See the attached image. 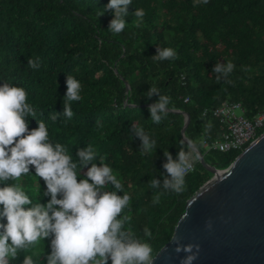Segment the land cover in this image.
<instances>
[{
  "label": "trees",
  "instance_id": "trees-1",
  "mask_svg": "<svg viewBox=\"0 0 264 264\" xmlns=\"http://www.w3.org/2000/svg\"><path fill=\"white\" fill-rule=\"evenodd\" d=\"M109 2L0 0V79L27 90L36 118L45 120L50 137L67 145L74 160L87 145L105 157L104 163L131 196L122 213L129 217L127 226L137 235L144 227L151 229L157 254L171 240L188 199L213 176L198 162L186 177L184 193H164L158 204L152 203L160 190H153L150 181L162 179L164 151L174 158L181 147L192 152L183 139L184 113L190 118L187 139L203 153L206 164L223 170L243 150L204 147L205 138L212 144L221 133L219 121L203 115L204 110L224 102L241 103L252 118L264 108V0H210L199 5L193 0H133L128 25L118 35L108 30L113 13L99 16ZM137 9L146 12L140 27ZM157 47L175 49L178 58L153 60ZM37 57L40 66L33 70L28 59ZM227 61L236 65L230 84L218 82L212 71L216 63ZM67 75L83 86L82 100L72 103L71 120L63 116ZM150 87L172 99L169 115L159 124L148 110L158 100L147 98ZM54 113L57 121L50 119ZM29 121L30 129L38 126L36 119ZM134 127L154 139L156 149L143 153ZM24 182L30 196L48 202L46 185L34 171ZM44 248L50 254V240L21 253L13 264H22L24 255Z\"/></svg>",
  "mask_w": 264,
  "mask_h": 264
},
{
  "label": "clouds",
  "instance_id": "clouds-1",
  "mask_svg": "<svg viewBox=\"0 0 264 264\" xmlns=\"http://www.w3.org/2000/svg\"><path fill=\"white\" fill-rule=\"evenodd\" d=\"M210 0H193L196 5ZM133 0H110L103 8L113 13L109 28L113 34L124 32L128 22L129 7ZM136 27L146 15L137 9ZM155 61L178 58L173 48L157 47ZM28 66L36 70L39 57L29 58ZM236 65L227 61L216 63L212 71L217 81L231 83L230 75ZM67 91L63 99V116H74L72 103L82 100L83 86L72 75L66 77ZM29 93L20 86L0 79V264H13L21 253L35 249L50 240V254L33 251L24 255L22 264H154L156 253L151 243L153 232L143 228L142 235L134 233L127 225L129 217L122 215L129 208L131 196L114 174L113 168L104 163L105 157L91 146L79 149L78 160L69 154L67 145L54 141L45 120L36 118ZM147 98L158 96L149 106L151 120L159 124L171 111L172 99L157 87H150ZM29 117L36 119L37 127L30 129ZM58 114L50 119L57 121ZM208 130L212 128L207 125ZM141 141L143 153L156 149V141L142 128L133 129ZM166 163L162 179L150 181L153 190H160L152 203L158 204L164 193L182 194L186 190V177L193 170L197 159L186 147H181L176 157L164 151ZM99 161V165L96 163ZM90 165V167H89ZM87 169L82 175V170ZM42 178L46 185L47 203L29 195L24 179L31 172ZM111 189V190H109ZM34 189L33 191H35ZM123 193V195H118ZM211 228V224L207 225ZM177 254L186 255L180 264H194L199 254L198 245H182L173 239Z\"/></svg>",
  "mask_w": 264,
  "mask_h": 264
},
{
  "label": "water",
  "instance_id": "water-1",
  "mask_svg": "<svg viewBox=\"0 0 264 264\" xmlns=\"http://www.w3.org/2000/svg\"><path fill=\"white\" fill-rule=\"evenodd\" d=\"M184 116L183 139L213 176L188 199L154 264H180L186 254L176 253L174 238L185 247L198 245L194 264H264V133L219 170L185 136L190 118Z\"/></svg>",
  "mask_w": 264,
  "mask_h": 264
},
{
  "label": "built area",
  "instance_id": "built-area-1",
  "mask_svg": "<svg viewBox=\"0 0 264 264\" xmlns=\"http://www.w3.org/2000/svg\"><path fill=\"white\" fill-rule=\"evenodd\" d=\"M188 101L189 98H186L185 102ZM203 115L212 116L219 121L221 126L220 136L212 144L208 143L206 138L204 139V147L208 151L244 150L259 137V132L264 129V108L249 118L241 103L224 102L219 107L205 109ZM192 153L197 157L194 152ZM198 162L197 157L190 173L195 171Z\"/></svg>",
  "mask_w": 264,
  "mask_h": 264
}]
</instances>
